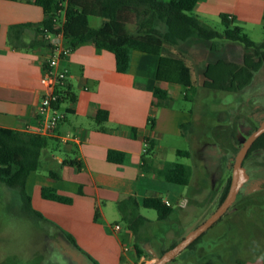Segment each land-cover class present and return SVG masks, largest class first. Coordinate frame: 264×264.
<instances>
[{
    "label": "crops",
    "instance_id": "0c3cea01",
    "mask_svg": "<svg viewBox=\"0 0 264 264\" xmlns=\"http://www.w3.org/2000/svg\"><path fill=\"white\" fill-rule=\"evenodd\" d=\"M194 13L204 22L226 17L243 31L247 26L264 27V0H199ZM57 15L60 25L64 13ZM45 17L33 0H0V127L11 132H26L38 124L40 77L51 47L37 41L51 37L28 28L23 41L36 42L19 46L8 31L20 23L40 26ZM157 63L155 55L132 51L128 70L118 72L113 53L91 43L77 46L62 62L69 72L68 95L61 105L65 116L48 136L44 153L57 163L73 160L78 167L64 164L58 179L44 170L31 171L25 190L32 208L69 234L89 264L140 263L135 254L138 236L118 219L117 204L125 198L134 197L140 208L147 197L161 198L173 208L172 199L180 211L188 208L183 187L177 189L178 184L165 179L166 161L154 154L161 149L163 135L177 133L180 123L170 107L173 84L156 81ZM157 86L168 92V99L155 100ZM99 110L108 113L102 123L95 120ZM148 142L150 151L145 150ZM42 187L54 188L70 202L43 198ZM114 224L121 229L115 231ZM242 264H264V258L256 255Z\"/></svg>",
    "mask_w": 264,
    "mask_h": 264
},
{
    "label": "rangeland",
    "instance_id": "374dc122",
    "mask_svg": "<svg viewBox=\"0 0 264 264\" xmlns=\"http://www.w3.org/2000/svg\"><path fill=\"white\" fill-rule=\"evenodd\" d=\"M88 22L96 28L102 20L90 17ZM205 22L219 30L223 28L218 19ZM133 25H128L129 31ZM244 33L255 42L264 41L262 26H247ZM220 54L237 64L246 57L255 64L256 71L251 83L241 90L209 88L202 84L201 74L211 58L205 54L194 62L197 84L193 88L170 86V107L177 111L180 123L177 133L163 135L161 149L154 154L166 163L179 162L189 167V184L175 185L177 189L183 187L188 208L180 211L169 199L173 213L162 221L154 209L140 208V214L149 222L137 234L142 253V260L135 253L139 264H150L216 210L242 145L233 134L245 140L264 120V49H248L238 42L224 41ZM177 150L188 151L189 156L177 155ZM243 164L249 180L240 189L237 202L204 232L195 248L184 249L167 264H204L205 254L207 264H231L230 255L234 252L244 258H264V150H254ZM0 264L89 263L49 222L36 216L30 218L23 211L17 192L0 182Z\"/></svg>",
    "mask_w": 264,
    "mask_h": 264
},
{
    "label": "trees",
    "instance_id": "16d2710c",
    "mask_svg": "<svg viewBox=\"0 0 264 264\" xmlns=\"http://www.w3.org/2000/svg\"><path fill=\"white\" fill-rule=\"evenodd\" d=\"M199 0H33L43 8L46 15L40 26L28 23L14 24L9 28L8 37L14 44L28 46L22 39L25 29L32 28L35 34H55L62 32L64 42L73 50L77 46L91 43L113 53L118 72H126L129 68L130 54L139 51L157 56L156 81L182 86L191 89L197 84L194 62L198 57L210 55L202 72V84L213 89L241 90L251 83L256 66L246 57L242 64L227 61L220 53L224 41L242 44L248 49H264V41L251 40L242 27L231 25L226 17L221 18V30L202 21L195 13L194 7ZM63 11L64 21L57 24V13ZM90 17H99V27L89 25ZM133 29L129 31L128 25ZM38 44L49 43L48 40L37 41ZM155 100L169 98L168 92L157 86L154 89ZM155 104V101H153ZM106 110H99L95 116L98 123L107 120ZM181 126H184L182 124ZM256 128V127H255ZM254 128V129H255ZM253 129V130H254ZM237 142H243L237 134H233ZM48 137L26 132H11L0 127V182L14 189L20 200L23 211L44 219L31 206L30 196L25 190V182L31 171L44 170L53 179L60 177V168L64 164L77 166L71 161L57 163L45 155ZM152 149L148 142L147 150ZM264 150V133L252 144L245 158L254 150ZM177 155L189 156L185 150H177ZM168 182L187 186L189 184V167L179 162H168L164 168ZM231 178L222 191L219 204L224 199ZM41 195L45 199L69 203L70 198L59 195L52 187H42ZM237 202V200H236ZM142 207L157 212V219L166 220L173 208L158 197H147L142 200ZM120 218L126 227L138 236L139 229L149 222L139 212L140 205L134 197H127L117 204ZM73 246L75 252L81 254L74 239L62 233ZM200 235L186 249H193L200 242ZM177 242L172 243L169 248ZM137 257H141L140 248L135 245ZM164 252V251H163ZM162 252V253H163ZM231 264H242L253 258H245L234 252L230 255ZM208 255L204 256L207 264ZM172 260H175L173 258ZM171 260V261H172Z\"/></svg>",
    "mask_w": 264,
    "mask_h": 264
},
{
    "label": "built area",
    "instance_id": "2783aa9c",
    "mask_svg": "<svg viewBox=\"0 0 264 264\" xmlns=\"http://www.w3.org/2000/svg\"><path fill=\"white\" fill-rule=\"evenodd\" d=\"M49 35L51 37L49 39L51 53L43 64L40 77L41 98L37 107L38 124L34 128L26 129V133L45 137L54 134L59 122L65 116V110L61 105L68 95L69 72L62 62L72 51L71 47L65 44L62 32ZM147 146L148 143H145V150ZM113 229L119 231L121 226L114 224ZM123 250H127L126 245Z\"/></svg>",
    "mask_w": 264,
    "mask_h": 264
},
{
    "label": "water",
    "instance_id": "95a60500",
    "mask_svg": "<svg viewBox=\"0 0 264 264\" xmlns=\"http://www.w3.org/2000/svg\"><path fill=\"white\" fill-rule=\"evenodd\" d=\"M264 133V120L257 126L242 142L238 149L232 167V175L227 193L218 205L216 210L210 214L202 223L188 231L173 247L164 251L160 256L154 259L151 264H167L184 249H186L194 240L208 230L225 212L231 207L237 199L240 189L249 180V174L243 164V161L254 141Z\"/></svg>",
    "mask_w": 264,
    "mask_h": 264
},
{
    "label": "flooded vegetation",
    "instance_id": "af4514ba",
    "mask_svg": "<svg viewBox=\"0 0 264 264\" xmlns=\"http://www.w3.org/2000/svg\"><path fill=\"white\" fill-rule=\"evenodd\" d=\"M247 182H248V181H247ZM247 182H246V183H247ZM245 185H246V184H245ZM245 185H244V186H245ZM244 186H243V187H244ZM239 192H240V191H239ZM238 195H239V193L237 194V198H238ZM236 200H237V199H236Z\"/></svg>",
    "mask_w": 264,
    "mask_h": 264
},
{
    "label": "bare ground",
    "instance_id": "6f19581e",
    "mask_svg": "<svg viewBox=\"0 0 264 264\" xmlns=\"http://www.w3.org/2000/svg\"><path fill=\"white\" fill-rule=\"evenodd\" d=\"M153 262H154V260H152V261L150 262V264L153 263Z\"/></svg>",
    "mask_w": 264,
    "mask_h": 264
}]
</instances>
